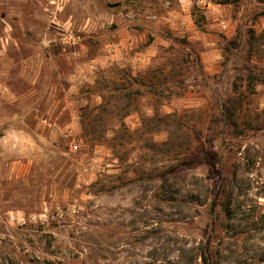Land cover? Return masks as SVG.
Masks as SVG:
<instances>
[{
    "label": "rangeland",
    "instance_id": "rangeland-1",
    "mask_svg": "<svg viewBox=\"0 0 264 264\" xmlns=\"http://www.w3.org/2000/svg\"><path fill=\"white\" fill-rule=\"evenodd\" d=\"M225 1L0 0V264H264V0Z\"/></svg>",
    "mask_w": 264,
    "mask_h": 264
},
{
    "label": "trees",
    "instance_id": "trees-1",
    "mask_svg": "<svg viewBox=\"0 0 264 264\" xmlns=\"http://www.w3.org/2000/svg\"><path fill=\"white\" fill-rule=\"evenodd\" d=\"M234 1L235 0H226L225 2L232 3ZM231 44L238 46L234 41H231ZM224 181V185H226V187L221 188L220 193L218 191L215 195L211 208L215 210L217 207H220L226 216V220L230 223L237 218L238 213L242 209L240 198L243 195H246L248 183L245 177L238 175L237 171L233 173L231 178H225L222 183ZM229 223H227V226H230ZM202 258L205 264H209L208 258L204 255V253Z\"/></svg>",
    "mask_w": 264,
    "mask_h": 264
}]
</instances>
